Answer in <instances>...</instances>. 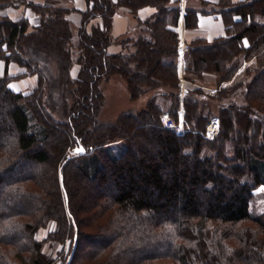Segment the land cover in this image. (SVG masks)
Here are the masks:
<instances>
[{
    "label": "trees",
    "instance_id": "1",
    "mask_svg": "<svg viewBox=\"0 0 264 264\" xmlns=\"http://www.w3.org/2000/svg\"><path fill=\"white\" fill-rule=\"evenodd\" d=\"M85 2L73 52L74 9L0 0V264H53L45 243L68 238L69 264H264V213L251 209L264 186V0L187 7L188 28L199 14L218 13L228 32L187 42L188 79L215 70L224 82L243 59L254 63L246 84L216 95L186 87L183 133L162 122L166 111L178 121L181 106L180 0ZM20 5L23 16L4 13ZM144 7L155 10L140 19ZM121 8L141 31L118 41L111 30ZM114 43L122 50L110 52ZM12 63L24 71L12 74ZM114 73L127 79L132 99L155 91L140 112L102 121L100 84ZM28 75L37 76L32 90L10 87ZM238 89L244 101L233 99ZM215 112L219 131L209 138ZM81 145L86 153L70 154Z\"/></svg>",
    "mask_w": 264,
    "mask_h": 264
},
{
    "label": "rangeland",
    "instance_id": "2",
    "mask_svg": "<svg viewBox=\"0 0 264 264\" xmlns=\"http://www.w3.org/2000/svg\"><path fill=\"white\" fill-rule=\"evenodd\" d=\"M45 1L51 2L54 5H57L60 7H68V8L74 9L69 13V17L73 21L72 29L74 31L73 32L74 33V41L71 44V46L73 47V52H74V50L76 51L77 50V38H78L76 34H77V28L80 25V23H78V22H79V16L81 13L78 10H75L76 6H78L75 4V0H45ZM187 1H188L187 5L189 7H193V8L202 7V0H187ZM205 7L207 9H211L212 7H214V5L213 4H206ZM120 11L121 12H124V11L128 12L129 10L127 11L126 8H121ZM4 13L9 14V15L11 14L13 16H16V15L22 16L26 13V7L24 5H20L17 7L11 6V7H8V9H6ZM130 16L134 17L133 21H132L133 24H132V26H131V28L127 34L116 37L118 39V41H120L121 39H126L128 37V35H129V37L134 36V35L137 36L141 31L140 30L141 21L138 19V17H136L132 13H130ZM39 18H40L39 15L34 16V18L32 19L34 25H35L36 21L39 20ZM111 34H112V30H111ZM114 44H120V43H114ZM121 48H122V46H121ZM74 57H77L76 53H74ZM2 62L5 64L4 60L0 59V76H2L4 74V68H3ZM253 63H254L253 59H251V60L243 59L241 66L236 71L234 76L230 80L224 81V82H221V81L219 82V75H218V73L215 72V70L208 71L202 77H199V78L196 77L197 81H192L191 79H188V77H186V73L184 74V81H183V79L179 75L181 106L179 109L178 122H180L183 125L181 128H183V129L186 128V126H185V123H186L185 106L183 103L186 87H190L191 90H193L196 87H202L203 90L205 91V93H208L210 95H216V93L218 92V90L221 87H225L228 85L235 86L237 83H239L241 81L243 82V84H246L247 81L249 80V78L247 77V68H248V66L252 65ZM12 64L17 65L16 63H12ZM17 69L21 70V68L16 67L13 69L10 67V72L12 74H16V73H20V72L24 71V69H22V71L17 70ZM77 70H78V64H75L73 67V73H77ZM17 71H19V72H17ZM178 74H179V71H178ZM32 77H35V78H32ZM249 77L251 78V76H249ZM35 79H36V82H35ZM11 82L17 88L24 89L25 91H30L37 84V76L36 75H28V76L22 77L20 79L11 80ZM220 83H222V84L220 85ZM245 86L246 85H243L242 89H244ZM100 87H101V91L104 94V103H103V107H102L100 114H99V117L102 121H115L120 116V114L125 112V111L131 110V111H134L136 113L140 112L142 109L147 107L148 102L151 99V97L155 91L154 89H148L142 95H140L138 98L132 99L129 83H128L127 79L125 77H123L122 75H120L119 73L111 74L107 78L103 79L101 84H100ZM144 88L147 89L148 87L144 86ZM165 89L166 90H173L169 86H166ZM242 89H238L235 91V95H234L233 99H235L237 102L244 101L243 95H240L241 94L240 91ZM226 98L227 97L224 98V101H228V99H226ZM206 101L210 102V103L214 102L211 99H207ZM214 103H216V102H214ZM212 107L217 112L218 105L215 104ZM216 112H215V114H213V116L210 118V120L207 123L206 134L209 138L213 137L219 131V124L220 123H219L218 114ZM167 117H172L168 111H166L162 114L163 126L165 125L164 121L167 119ZM70 154H74V150H70ZM251 209H252L253 214H255V215H260V214L264 213V186H261L258 189H256V194H255L254 200L252 201V208ZM53 224L51 223V224H49L48 227L41 228L37 232V238L40 240L45 238L47 236V234L54 228ZM75 242H77L76 237L74 238V245H73L74 248L76 246ZM70 248H71V239L70 238H68L66 240V243L64 245H62L61 243L51 244V242H46L44 245V250L54 259L53 264H68L69 260H71L70 259L71 254L69 251ZM72 250L74 251V249H72ZM73 251H72V253H73ZM69 254H70V256H69ZM66 257L69 259L67 260Z\"/></svg>",
    "mask_w": 264,
    "mask_h": 264
},
{
    "label": "crops",
    "instance_id": "3",
    "mask_svg": "<svg viewBox=\"0 0 264 264\" xmlns=\"http://www.w3.org/2000/svg\"><path fill=\"white\" fill-rule=\"evenodd\" d=\"M37 2H44L45 0H36ZM211 2H217L218 0H209ZM239 1V0H234ZM75 4L77 10H83L86 8V2L85 0H75ZM188 1L187 0H180V16L178 19V24L176 26V29L178 31L179 35V57H178V71L180 77L184 81V74L186 73V61H185V52H186V44L190 40L197 38V37H204L208 39L209 41L221 37V36H227V27L224 23L223 17L221 14L215 13V14H199L198 22L195 27L188 28L186 23V12L188 7ZM155 9L152 7H144L139 11L138 17L140 19H145L148 16H150ZM13 18H19L21 16H13L10 14ZM23 16V15H22ZM134 17L130 16V13L128 12H117L114 16L113 20V27H112V34L115 37H119L122 35H125L128 33L132 26V21ZM81 21V14L79 16V22ZM99 22V19H94L92 23ZM245 43L248 45L249 40L245 38ZM121 50L120 44H113L110 46L109 51L110 52H118ZM3 63V62H2ZM11 68H21L17 65H10ZM3 68L5 70V64L3 63ZM23 68L17 69L22 71ZM19 72V71H17ZM76 74V73H74ZM35 78V77H32ZM36 82V79H35ZM35 85V84H34ZM184 85V84H183ZM10 87H12L16 91H23L26 92L24 89L17 88L14 86V84L11 82Z\"/></svg>",
    "mask_w": 264,
    "mask_h": 264
},
{
    "label": "built area",
    "instance_id": "4",
    "mask_svg": "<svg viewBox=\"0 0 264 264\" xmlns=\"http://www.w3.org/2000/svg\"><path fill=\"white\" fill-rule=\"evenodd\" d=\"M35 24H39V20H37ZM164 122H165L164 126L166 128H173L178 133H183L185 131V129L181 128L183 125L180 122L175 121L174 118L172 117H167V119Z\"/></svg>",
    "mask_w": 264,
    "mask_h": 264
},
{
    "label": "water",
    "instance_id": "5",
    "mask_svg": "<svg viewBox=\"0 0 264 264\" xmlns=\"http://www.w3.org/2000/svg\"><path fill=\"white\" fill-rule=\"evenodd\" d=\"M84 153H86V149L82 145L78 146L74 149V155H80V154H84ZM75 244H76V242H75ZM71 257H72V255H71ZM71 257H70V259H71ZM69 262H70V260H69ZM69 262H68V264H69Z\"/></svg>",
    "mask_w": 264,
    "mask_h": 264
}]
</instances>
